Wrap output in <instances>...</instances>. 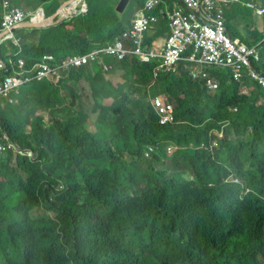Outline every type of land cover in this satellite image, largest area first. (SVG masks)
Masks as SVG:
<instances>
[{"label":"trees","instance_id":"obj_1","mask_svg":"<svg viewBox=\"0 0 264 264\" xmlns=\"http://www.w3.org/2000/svg\"><path fill=\"white\" fill-rule=\"evenodd\" d=\"M118 1L86 0L83 30L66 34L61 53L87 52L94 40L104 42L120 34L130 20L120 18L114 9L112 4ZM57 5V1L51 2L48 12ZM240 13L249 16L250 10L241 4L234 7L228 13L229 28L230 20ZM37 32L44 37L48 33ZM263 36L255 32L254 40ZM262 50L263 60L256 67L264 71ZM119 66L125 69L126 82L118 88L110 86L98 66L94 76L85 68L68 75L69 79L85 76L93 97L114 98L113 105L97 103L94 108L112 129L110 141L100 123L94 133L81 126L85 114L44 127L41 117L33 115L38 105L60 112L63 102L57 88L47 81L23 88L19 95L20 105H26L24 109L32 114L30 132L22 129L28 115L13 114L9 104L1 111L0 130L31 149L36 159L17 157L12 166L10 155L0 157V264H66L55 246L54 228H71V218H78L76 212L105 210L104 191L113 178L121 177L122 170L113 167L104 154L122 150L138 155L129 170L144 177L129 204L139 201L145 207L158 231L150 233V238L156 246L165 241L168 257L185 247L200 258L208 247L221 246V264H264V102L256 104L259 98L264 99V88L252 82V94L240 95L238 83L229 81L228 71L215 69L220 87L211 95L184 70L163 74L157 87L174 102L178 122L161 126L141 93L151 80V66L135 58ZM229 104L240 108L231 114L229 132L234 135L220 141L221 147L213 155L199 148L177 150L170 157L162 152L167 170L159 171L151 161L141 160V147L146 143L172 139L198 146L208 140L210 131L230 116ZM249 117L261 124L241 123ZM156 161L161 162L159 157ZM60 183L65 186L62 190L57 189ZM11 195L14 202L8 201ZM39 209L40 214L36 212ZM33 210L38 214L35 220L30 216ZM47 211L56 214L55 220ZM101 253L99 246L90 245L66 261L78 257L95 261Z\"/></svg>","mask_w":264,"mask_h":264},{"label":"clouds","instance_id":"obj_2","mask_svg":"<svg viewBox=\"0 0 264 264\" xmlns=\"http://www.w3.org/2000/svg\"><path fill=\"white\" fill-rule=\"evenodd\" d=\"M41 1H57L58 5L48 12L51 6L45 8L35 3L25 5L19 0H0V115L7 104L13 114L28 115V121L22 126L24 131L30 132L33 120L30 121L32 114L24 109L26 105H20L21 90L47 81L52 88H57V95L63 102L60 112L38 105L33 115L41 117L44 127L55 120L65 122L69 117L85 114L81 126L87 132L94 133L97 123H100L110 141L112 129L107 122L100 120L99 112L94 108L97 103L111 106L114 98L103 94L93 97L85 76L69 79L68 75L70 71L85 68L94 76L98 66L110 86L118 88L126 82L125 69L119 63L132 62L133 58L151 66V80L141 93H145V99L161 126L178 122L174 102L157 87L163 74L184 70L189 78L200 83L211 95L220 87L215 69L228 71L229 81L238 83L240 95L252 94V82L264 88V71L256 67L263 60L264 36L258 41L254 40L255 32L264 35V0H145L142 5L139 0H134L138 8L133 16L126 14L131 0H125L123 4L119 0L112 5L120 18L130 20L129 25L104 42L94 40V45L87 52L67 53H61L62 44L68 39L67 33L83 30L82 16L88 11L87 2ZM238 4L246 6L250 15L238 14L230 20L232 28H229L228 13ZM123 5L121 10L119 7ZM39 30H47V36H42L37 32ZM158 31L161 33L156 35ZM204 38L208 42H203ZM118 75L119 78H116ZM75 88L83 89L86 94L75 93ZM263 102L261 97L256 104ZM228 109L230 116L223 117L219 127L210 131L208 140L198 146L193 142L177 143L172 139L146 143L141 147V160L151 161L154 170L159 171L167 170L163 164L166 160L164 156L170 157L177 150L199 148L213 155L221 147L220 141L234 135L229 132L231 114L238 113L240 108L237 104H229ZM90 118L93 119L94 129L87 126ZM241 123L261 124L253 117ZM238 135L247 139L243 134ZM7 155L11 157L12 166L17 157L29 161L36 159L31 149L22 147L11 135L0 130V157ZM104 156L113 167L118 166L122 170L121 177L113 178L110 181L113 183L104 191L107 201L105 210L76 212L78 218H71V228H54V243L66 264H221V246L208 247L200 258L185 247L168 257L165 241L156 246L150 233L158 231L145 207L139 201L129 204L144 179L134 176L129 170L131 162L138 155L122 150ZM156 157L161 162H157ZM64 188L61 183L57 187L58 190ZM8 201L14 202V195ZM36 212L40 214L42 209ZM47 213L55 220L54 212ZM38 214H34V210L30 212L33 220ZM90 245L99 246L102 250L95 261H86L81 257L66 261L71 254L79 256Z\"/></svg>","mask_w":264,"mask_h":264},{"label":"rangeland","instance_id":"obj_3","mask_svg":"<svg viewBox=\"0 0 264 264\" xmlns=\"http://www.w3.org/2000/svg\"><path fill=\"white\" fill-rule=\"evenodd\" d=\"M19 2H22L25 5H30L31 3L40 4L41 6H43L45 8H47L49 6V4H50V3H43L41 0H26V1L19 0ZM102 6H103V8H105L103 2H102ZM28 8H30V7H28ZM137 8H138V3L137 2H134V0H131L130 4H129L127 10H126V14L127 15L130 14L131 16H133L134 13H135V11L137 10ZM256 24H258V23L256 22ZM116 78H119V75L116 76ZM75 93H77V94L78 93H82L83 96H84V94H86V92L83 89L80 90L79 88H75ZM87 126L90 129H94L93 119L92 118H90L89 121L87 122ZM27 128L28 127L26 126V129Z\"/></svg>","mask_w":264,"mask_h":264},{"label":"water","instance_id":"obj_4","mask_svg":"<svg viewBox=\"0 0 264 264\" xmlns=\"http://www.w3.org/2000/svg\"><path fill=\"white\" fill-rule=\"evenodd\" d=\"M69 1H74V0H69ZM69 1H67V2H69ZM124 1H125V0H122V3H121V4H123ZM67 2H65L64 5H65ZM124 4L126 5V3H124ZM64 5H63V6H64ZM63 6H62V7H63ZM119 8H120L121 10H123L124 5H123V7H119Z\"/></svg>","mask_w":264,"mask_h":264},{"label":"built area","instance_id":"obj_5","mask_svg":"<svg viewBox=\"0 0 264 264\" xmlns=\"http://www.w3.org/2000/svg\"><path fill=\"white\" fill-rule=\"evenodd\" d=\"M203 42H208V40L206 38L203 39Z\"/></svg>","mask_w":264,"mask_h":264}]
</instances>
